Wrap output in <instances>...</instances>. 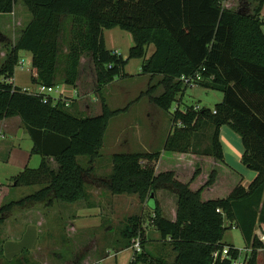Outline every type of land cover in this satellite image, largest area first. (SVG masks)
Wrapping results in <instances>:
<instances>
[{"label":"trees","instance_id":"trees-1","mask_svg":"<svg viewBox=\"0 0 264 264\" xmlns=\"http://www.w3.org/2000/svg\"><path fill=\"white\" fill-rule=\"evenodd\" d=\"M18 1L0 0V21L3 15L14 13ZM22 2L32 20L0 68V122L20 118L33 141L32 154L43 161L39 170L26 169L16 179L17 187L41 190L16 204L43 202L51 196L68 205L87 199L85 170L79 159L88 157L94 165L101 157L111 119L128 110L111 111L103 100L100 115H74L63 102L54 104L51 99L44 103L43 98L25 93L9 81L14 79L20 52L32 55L37 70L35 85L55 87L61 81L75 89L82 58L91 56L98 93L104 99V88L128 76L129 61L144 59L154 46V53L142 65V74L162 78L158 85L164 89L161 94H155L156 86L153 92L144 93L156 108L169 111L188 88L182 78L197 76L201 78L199 86L222 92L224 101L213 112L195 107L177 109L164 147V153L177 157L179 164L174 168L162 170L161 152L115 154L109 189L114 195H136L142 203L153 201L158 184H170L179 191L175 222L163 216L157 200L151 216L161 240L177 254L174 264H234L241 253L232 246H228L229 259L214 257L226 247L223 240L228 228L239 229L251 249L246 264H258L259 252L264 250L257 236L259 226H264V0H259L253 13L247 11L246 1L240 11L226 9L225 0ZM70 24L73 38L63 52ZM115 28L133 37L134 47L127 60L107 49L105 31ZM204 121L215 130L206 135L208 147L200 151L195 140L202 135ZM226 125L241 137L242 162L257 176L248 188L241 180L227 189L225 196L214 197L222 169L207 176L201 165L204 158L225 165L220 131ZM49 159H54L56 169ZM228 175L236 177L233 172ZM13 206L3 207L0 213ZM141 234V219L130 218L122 232L127 248ZM145 245L143 240V252L135 254L131 264H170L164 258L154 259Z\"/></svg>","mask_w":264,"mask_h":264},{"label":"rangeland","instance_id":"rangeland-1","mask_svg":"<svg viewBox=\"0 0 264 264\" xmlns=\"http://www.w3.org/2000/svg\"><path fill=\"white\" fill-rule=\"evenodd\" d=\"M231 1L229 0L230 3ZM16 7L17 15L21 17V20L16 21V27L14 18L11 16L3 18L0 22L1 29L7 35L1 43L4 51L20 35L19 27L23 28L27 23L28 16L22 0L18 1ZM19 22L23 24L19 25ZM71 27L70 24L65 43L62 45L63 52L68 50V45L73 38ZM1 40L3 37H0ZM105 41L109 51L122 55L125 60L129 58L130 50L134 45L133 37L129 32L120 28L106 30ZM154 51L155 47L151 46L144 59L130 60L125 70L128 76L117 78L111 85L104 88V99L98 93L97 74L91 56L82 58L78 92H74V87L67 88L59 81L52 96L55 99L62 97L66 102H69L70 107L67 110L74 115L77 114L76 110L79 107L84 116H95L100 110L102 112L103 100H106L111 111L129 107L127 112L111 119L101 151L103 158H109L112 162L115 154L144 153L153 150L162 153L164 156L162 170H167L179 164L177 157L164 153L177 109L185 111L188 107H195L213 112L219 104L223 103L224 94L201 86H189L184 94L177 98L169 111L157 110L158 108L153 106L149 107V97L145 96L143 92H153L154 86H156V95L164 91L162 87L158 86L162 80L161 77L153 79L151 76L142 74L143 63L150 59ZM22 60L25 63L24 69L19 64L16 67L14 79L10 83L20 89L34 90L37 85L33 82L34 70L30 56H25ZM3 61L0 53V68ZM65 89L71 90L70 98H67ZM141 96L142 98H140ZM15 119H7L10 121L8 130H5L4 126L1 128L2 124H0V196L4 203L3 207L14 204L10 210L5 212L8 220H11L10 223L6 230L0 231V264H93L94 262L91 260L88 263L85 260L100 255L104 257L106 252L109 253L112 260L105 259L104 263L102 261L103 264H131L134 254L132 247L125 251H123L124 249L117 251V247L127 244L128 240L122 236V232L129 224V219L133 217L141 219L142 238L145 240L146 251L148 249L156 260L164 258L170 264L175 263L177 254L173 251V247L161 240L159 232L151 222L152 209L156 207V191L155 199L149 202V205L147 202L142 203L138 197L131 198L128 195L114 194L113 200H109V202L108 199H104L101 205H98L96 200L86 201L84 206L95 210L88 213L84 220L87 224L86 228L82 227L79 233H75V230L74 232L68 231L69 224L62 214L63 207L65 208L68 204L56 199H53L51 203L50 200H46V202H28L25 206L16 204L41 190L36 186L21 185L17 187L16 179L26 169L39 170L43 158L32 154L33 141L27 131L22 133V129L15 128L17 121H20V119ZM214 130V126L204 121L202 135H199L195 140V145L200 151L206 150L209 144L207 136L211 135ZM220 141L225 153V165L216 164L213 159L209 158H204L201 165L207 176L215 169H222V179L217 186L219 191L213 195L214 197L225 196V191L231 189L235 182L242 180V184L246 186L256 177V173L242 163L243 143L241 137L230 126L226 125L221 128ZM105 161L102 162L104 165H106ZM79 162L85 170L84 177L90 176L87 173L91 172L96 164L92 165L88 157H81ZM181 165L185 164L181 163ZM53 168H57L54 162ZM107 168L105 166L103 178L108 174ZM86 170H88L87 173ZM229 172L235 173V179L229 177ZM90 178L92 176L86 182L87 192H89V188H94L91 183L93 180ZM222 187L224 189H221ZM102 194L104 198L106 194L104 192ZM165 206L171 210V197ZM27 211L31 213V215L28 214L29 217L32 215L33 217L31 220L28 218L27 220L25 216L21 223L18 216L26 215L29 213ZM9 226L19 229L8 232ZM223 244L238 249L241 253L239 262H247L249 250L239 229L228 228ZM111 246H115V248ZM261 263L264 264V260Z\"/></svg>","mask_w":264,"mask_h":264},{"label":"crops","instance_id":"crops-1","mask_svg":"<svg viewBox=\"0 0 264 264\" xmlns=\"http://www.w3.org/2000/svg\"><path fill=\"white\" fill-rule=\"evenodd\" d=\"M242 1H246V5H248V8H247V11H249L250 13H253L254 12V10L257 8V6L259 5V0H232L231 1V3L229 2V0H225V3H224V7L226 8V9H230V10H234V11H240L241 10V3H242ZM23 3V2H22ZM17 7L15 6V10H14V13L13 14H6V15H3L2 17H1V21L3 20V18H6V17H8V16H11V17H13L14 18V26H15V24H16V21L17 20H21V17H18V13H17ZM25 10H26V14H27V16H28V19H27V23L25 24V26L23 27V28H21V27H19L20 29H21V31H20V35L17 37V38H15V41L13 42V43H11V45H9L8 46V48H6L5 50L6 51H4V47L1 45V43H2V41H4L5 40V38L7 37V35L4 33V31L1 29V27H0V37H3V40H1L0 41V53H1V57L4 59V61H3V64H4V62L6 61V58H7V56H8V54H9V51H10V49L18 42V40H19V38L21 37V35H22V32L25 30V28L28 26V24L30 23V21L32 20V16H31V14L29 13V11H28V9H26L25 8ZM245 10V9H244ZM246 11V10H245ZM29 13V14H28ZM261 18H262V20H263V22H264V7H263V10H262V13H261ZM0 21V22H1ZM13 21V20H12ZM22 25L23 23L22 22H19V25ZM16 27V26H15ZM262 30H263V33H264V26H263V28H262ZM105 36V35H104ZM11 40V39H10ZM106 42V41H105ZM107 46V45H106ZM133 47H134V45H133ZM107 49H108V47H107ZM6 52V53H5ZM25 56H30V62H31V64H32V55L30 54V53H28V52H24V51H22V52H20V61H23L24 62V60H22V58L23 57H25ZM2 64V65H3ZM33 70H34V73L36 74L37 73V70L36 69H34L33 68ZM34 74V75H35ZM152 78V77H151ZM158 78V77H157ZM154 79V78H153ZM65 87H67V88H69V87H72V86H67V85H64ZM78 87V86H77ZM66 90V92H67V98H70L71 97V94H70V89H65ZM73 90H74V92H78V89L76 88H73ZM143 93H146V92H143ZM141 98V97H140ZM75 100H78V99H75ZM154 107V108H156L153 104H151L150 103V101H149V107ZM126 108H128L129 109V107H126ZM126 108H124V109H126ZM124 109H119V110H124ZM157 109V108H156ZM157 110H159V109H157ZM76 113L77 114H82L83 115V111H82V109H80L79 107L77 108V110H76ZM99 113H101V110L99 111V112H97V114L95 115V116H98V115H100ZM16 118H18V117H16ZM12 119H15V118H11L10 120H12ZM18 119H20V118H18ZM18 119H15V120H18ZM8 122H10L9 120H4V121H1L0 122V124H2L1 125V128H3V126H4V129L6 130H8V129H10V126H8ZM15 128H18V129H22V133L23 132H25V131H27L26 130V128H25V126L23 125V122H22V120L20 119V121L18 120L17 121V123H16V125H15ZM224 151V150H223ZM102 153V152H101ZM144 153H156V152H154L153 150H151V151H146V152H144ZM244 154V153H243ZM224 156H225V153H224ZM101 158H102V160H101ZM101 158H99V159H97L96 160V162L94 163V164H96L95 165V167L92 169V171L90 172H88L87 173V175L89 174L90 176H86V178H85V183L87 182V180H89L88 178L89 177H91L92 176V178H90V180H93V182H91L92 184H93V189L91 188H89V192H87V195H88V197H87V199H85V200H83V201H80V202H77V203H75V204H72V205H66V207L64 208L63 207V215L66 217V220H67V222H68V224H69V228H68V231H70V232H74V230L76 231L75 233H79V232H81V228L83 227V228H86L85 226L87 225L86 224V222H84V220H85V218L87 217V215H88V213L89 212H93L95 209H89L88 207H86V206H84V204L86 203V201H90V200H96L97 201V204L98 205H101L102 204V201L104 200V199H108L107 201H109V200H113V194H112V192L110 191V189H109V184H110V176H111V173H112V169H113V164H112V162H111V159H104L103 158V153H102V155H101ZM242 159H243V155H242ZM50 161H54V159H49ZM104 160H106L105 161V163H106V165H104V163H102ZM243 163V162H242ZM109 165H110V167H109ZM105 166L106 167H108L107 168V172H108V174L107 175H105L104 177L105 178H103V176H102V174L103 173H105ZM256 173V172H255ZM256 176H257V173H256ZM256 178V177H255ZM254 178V179H255ZM254 179H253V181H254ZM252 181V182H253ZM251 182V183H252ZM251 183L250 184H248V185H243V186H245L246 188H248L250 185H251ZM100 184V185H99ZM104 185V186H103ZM155 191L157 192V202L159 203V205H160V207H161V211H162V213H163V216L167 219V220H169V221H171V222H175L176 220H177V212H178V200H179V191L176 189V188H174L172 185H170V184H158L157 185V187H156V189H155ZM102 192H104L106 195L104 196V198H103V194H102ZM112 194V195H111ZM171 195V196H170ZM128 196H130L131 198H134V197H138V196H136V195H128ZM134 196V197H133ZM52 197V198H51ZM49 199H47V200H50L49 202L51 203L52 202V200H53V196H51ZM172 198V206H171V210H169V209H167L168 207L167 206H165V203L168 201V199L169 198ZM139 198V197H138ZM43 202H46V201H43ZM110 202V201H109ZM149 202H150V200L149 201H147V205H149ZM50 203H49V205H50ZM91 204H94V203H92V202H90ZM4 206V203H3V201L1 200V198H0V210L2 209V207ZM51 207V206H50ZM167 207V208H166ZM27 212H29V213H26V215H22L21 217L20 216H18V220H20L21 221V223L24 221V217L26 216V219L28 218V219H30L31 220V217H33V215L31 216V217H29V215L28 214H30L31 215V213H30V211H27ZM40 216H41V214L40 213H38ZM27 219V220H28ZM10 221L11 220H8V217H7V215L5 214V213H0V231H4V230H6V227L8 226V224L10 223ZM19 228H16V227H14V226H9V229H8V232L9 231H15V230H18ZM22 230V229H21ZM264 232V226L263 225H261V226H259V228L257 229V233L258 232ZM21 232V231H20ZM19 232V233H20ZM127 246H128V243L126 244L125 243V245H123V246H121V247H117L118 249H117V251H120V250H122V249H124L123 251H125V250H127V249H129V248H127ZM111 247H113V248H115V246H111ZM107 250H109V249H107ZM106 250V251H107ZM249 250V252H251V249H248ZM247 250V251H248ZM116 251V252H117ZM147 251H148V249H147ZM149 253H151L150 251H148ZM151 255H153L152 253H151ZM110 258V256H109V253H107L106 252V255L103 257V256H94L92 259L90 258L89 260L87 259V260H85V262H90V260H91V262H94L93 264H103L104 263V261H105V259L107 260V259H109ZM112 258V257H111ZM110 258V259H111ZM247 258H248V256H247ZM78 260V259H77ZM76 260V261H77ZM112 260V259H111ZM262 260H264V250H262V251H260L259 252V258H258V264H262L261 263V261ZM74 261V260H73ZM102 261H103V263H102ZM75 262V261H74ZM25 263V262H24ZM49 264V263H48ZM117 264V263H116Z\"/></svg>","mask_w":264,"mask_h":264},{"label":"built area","instance_id":"built-area-1","mask_svg":"<svg viewBox=\"0 0 264 264\" xmlns=\"http://www.w3.org/2000/svg\"><path fill=\"white\" fill-rule=\"evenodd\" d=\"M19 64L21 65V68L24 69L25 63L23 61H21ZM34 76H37V73ZM9 81H13V79H11ZM182 81L188 87L189 86H199L198 83L201 81V78H200V76H197L193 79L192 78H182ZM23 91L25 93L30 94V95L43 98L44 103H49L51 101V99L54 101V104H57L59 102H63V103L66 102L64 100V98H62V97H60L58 99L53 98L52 94L55 93V87H47L45 85H37V88L34 90L26 88V89H23ZM65 105L67 108L70 107L69 102H66ZM0 198H1V196H0ZM257 236L259 237L260 241L264 244V232L259 231L257 233ZM142 237L143 236L141 234L138 237H136L132 242V249L134 250L132 260L134 259L135 254H140L143 252V247H142L143 238ZM230 252H231V249L228 246H226V247H224L222 253L217 252L214 254V257H215V259H218L221 257L222 260L227 259V258L229 259L230 258ZM234 264H246V262H239V260H238V261H235Z\"/></svg>","mask_w":264,"mask_h":264},{"label":"water","instance_id":"water-1","mask_svg":"<svg viewBox=\"0 0 264 264\" xmlns=\"http://www.w3.org/2000/svg\"><path fill=\"white\" fill-rule=\"evenodd\" d=\"M154 199H155V193L152 194V200H154Z\"/></svg>","mask_w":264,"mask_h":264}]
</instances>
